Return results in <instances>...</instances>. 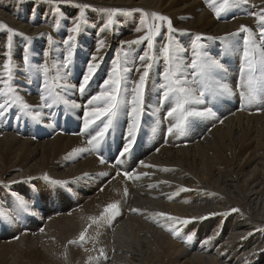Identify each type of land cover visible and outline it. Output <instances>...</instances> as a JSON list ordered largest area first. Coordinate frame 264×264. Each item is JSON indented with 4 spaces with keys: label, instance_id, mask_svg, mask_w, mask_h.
Masks as SVG:
<instances>
[{
    "label": "bare ground",
    "instance_id": "bare-ground-1",
    "mask_svg": "<svg viewBox=\"0 0 264 264\" xmlns=\"http://www.w3.org/2000/svg\"><path fill=\"white\" fill-rule=\"evenodd\" d=\"M75 1L96 9L84 12L87 23L77 35V48L81 49L78 54L75 52L74 71L69 82L79 83L99 39L105 40V48L100 53L103 62L85 95L75 88L62 93L70 105L79 107H75L78 113L75 121L60 131H56L51 122L54 119L52 110L60 111L59 106L39 109L46 114L39 124L30 119L20 120L17 117L19 109L15 107L0 119V211L6 216L9 214L10 199H13L11 212L21 209L13 195L29 204L34 199L31 195L34 191L42 193L40 210L35 213L29 206L26 209L31 227L22 225L23 218L16 224L10 219V229L0 237V264H264V110H259L264 109V102L243 106L237 87L241 82L243 37L246 35L239 33V29L241 25L247 26L258 36L257 16L252 14L257 10L261 12L264 0H239L237 6L230 7L219 19L206 0ZM258 1H261L260 5ZM220 2L216 0L217 5ZM35 4L28 1L18 4L11 0L0 4V17L8 28H15L30 37H40L25 39L17 37L19 33L15 34L11 47L13 84L34 108L40 103V94L28 86L30 82L23 57L27 54L30 63L37 65L45 61L43 52L47 49L50 52L48 62L59 63L66 52L63 40L69 35L67 29L80 11L69 6L62 7V13L57 14L46 9L43 3L38 4V8ZM115 7L124 11H136L135 8L140 7L148 13L169 17L176 30L173 38L185 49L182 55L188 62L192 59V42L196 36H201L203 39L198 43L202 44V51L210 53L226 69L219 78L229 84L233 94L223 99L209 98L214 106L210 103L196 106H212L217 112L218 109L221 111L220 101L225 104L219 118H194L190 132L192 136L194 133L192 139H186L188 131L182 136H166L170 122L164 117L171 105H161L158 100L161 63L160 69L150 72L131 156L117 164L119 153L116 152L125 142L128 125L125 109L116 124L120 134L114 130L107 134L108 142L103 149L106 162L101 164L94 153L80 151L87 147L89 137L81 134L87 100L81 101L79 95L89 98L99 91L115 54L120 50L129 51L126 45L121 49V39L132 40L142 35L133 30L138 20L136 15H132L133 18L117 16L112 30L100 33L105 21L100 10ZM33 12L37 14L35 17ZM60 14L64 15L63 23L56 27ZM44 22L50 25H43ZM32 23L40 25L33 26ZM8 35L7 29H0V76L4 75L2 65L7 59L4 52L8 50L5 47ZM157 41L158 48L164 42L163 37H157ZM145 45L146 42L130 46L127 67L131 69L128 73L131 80L138 79L136 66ZM228 48L231 51L225 54ZM234 59L237 64L232 66ZM38 90L40 92V88ZM14 119L30 122L28 126L37 129L34 133H30V129L22 131L16 127ZM64 129L70 134H63ZM110 149L114 153L110 154ZM139 161L152 167H142ZM133 162L137 166L131 167ZM117 171H132L140 175V179L125 180L123 175H117ZM45 176L49 179L45 180ZM29 186L33 189L29 190ZM181 187L187 191H179ZM109 203L119 205V214L114 219L95 223L88 219L99 217ZM132 208L140 211L134 213ZM233 208L238 211L231 212ZM159 209L181 220L196 219L186 225L170 221L155 215L160 213ZM36 229L38 232L32 237L47 240L40 248L31 235H26ZM85 229L92 250L70 247L69 254L64 252L62 243ZM172 230L177 232L175 238ZM208 237L211 240L204 244ZM25 241H28L26 247L18 251L7 250Z\"/></svg>",
    "mask_w": 264,
    "mask_h": 264
},
{
    "label": "snow or ice",
    "instance_id": "snow-or-ice-1",
    "mask_svg": "<svg viewBox=\"0 0 264 264\" xmlns=\"http://www.w3.org/2000/svg\"><path fill=\"white\" fill-rule=\"evenodd\" d=\"M212 13L216 18H220L222 13L230 7L238 5L239 0H221L217 5L216 0H206ZM247 2V0H244ZM88 5H83L80 13L75 17L70 28L67 29L69 35L63 40L66 52L59 63H49V50L43 52L45 61L43 63L33 65L30 63L27 54L24 55L23 61L28 68L29 74L36 75L40 79V103L35 108L29 105L23 97L18 93L13 84L12 63H11V47L13 30L8 28L9 33L7 43L5 45L7 51L4 52L5 59L2 69L3 76H0V119L5 118L12 108H18L23 116L30 118L37 124L45 117V113L39 109H51L54 106H70L79 107L76 104H69L62 93H67L75 88L84 95L87 93L95 74L103 62L100 55L105 48V40L97 41L96 50L91 54L86 63V69L83 71L78 84L69 82V78L74 71V55L77 48V35L81 33L83 26L87 23L84 19L83 9H87ZM106 19L100 27V33L111 31L118 14L125 16L132 15L131 11H124L116 8L104 9ZM142 11V10H138ZM257 16L258 36L255 35L247 26L241 25L239 33H246L243 37L242 48V64H241V82L237 85L243 106H248L260 102H264V9ZM151 20V23H149ZM140 27L135 29L136 32H144V35L138 36L135 40L123 41L121 49L124 45L129 46V51H118L111 61V67L107 77L99 85V91L89 95L83 109V126L81 134L89 137L86 140L87 147L80 149L81 152H91L98 155L100 163L106 162L102 155V149L107 141L106 136L115 128L122 112L127 109L128 125L125 142L119 150L117 164L123 159L130 157L137 139V130L140 128V117L143 112L144 98L147 82L150 72L153 69L158 71L160 83L158 86V100L161 105H171L168 108L164 119L170 122L167 129L169 135L182 136L189 131L194 123V118L213 119L216 112L213 107L198 108L199 105H207L211 103V99H219L221 97L231 96L233 89L223 79L219 78L220 73L226 71L220 61L214 58L210 53L202 51V44L198 43L203 38L196 36L192 42V59L190 62L182 55L185 49L173 38L176 31L173 28L172 21L169 17L152 12H143L139 21ZM166 27V31H164ZM236 35V34H232ZM157 37H163L162 46L158 45ZM142 54L139 55V64L136 66L138 79L131 80L128 73L131 71L127 67L131 45L145 44ZM52 44V38L49 36V45ZM27 52V49L25 50ZM231 48L226 49V54ZM141 68L143 69L141 71ZM59 89V91H58ZM264 110V109H259ZM222 122V121H221ZM159 151V149H157ZM142 167H152L139 161ZM163 171H169L163 169ZM117 175H123L125 180H139L140 175L134 174L132 171H117ZM143 175H148L144 173ZM45 180L49 178L44 177ZM15 183V181H14ZM52 183L62 184V181H52ZM167 183V182H165ZM149 187H153L149 185ZM179 191H187L181 187ZM127 189H125V195ZM171 199V197H169ZM18 204L25 210L28 202L18 198ZM132 212H139V209L132 208ZM238 209H231V212H237ZM119 214L118 203L107 204L99 217H89L94 223L97 221H110ZM155 215L167 217L170 221L188 224L195 220V217L181 220L179 217H173L166 213H156ZM215 215V214H210ZM207 217H200L206 219ZM43 231V229H41ZM87 229L79 235V241H85V233ZM175 238L177 232L172 230ZM189 240L191 237L188 238ZM211 237L206 238L203 243L208 244ZM69 244L76 241H69ZM101 255L103 251L101 250Z\"/></svg>",
    "mask_w": 264,
    "mask_h": 264
},
{
    "label": "rangeland",
    "instance_id": "rangeland-1",
    "mask_svg": "<svg viewBox=\"0 0 264 264\" xmlns=\"http://www.w3.org/2000/svg\"><path fill=\"white\" fill-rule=\"evenodd\" d=\"M11 1H13L14 3H18V4H20V3H27V1L28 2H30L31 4L33 3V4H35L36 6L35 7H39V5L41 4V3H43V4H45V7H46V9H48V10H51V11H53L54 13L56 12L57 14L58 13H62V11L63 10H61V8L62 7H72V8H76V10H80L81 11V8H82V6L83 5H85L84 3H77L75 0H11ZM47 2V3H46ZM260 3H261V1H258V5H260ZM0 4H5V0H0ZM39 4V5H38ZM86 5H88V4H86ZM5 7H8L7 5H4ZM89 6V5H88ZM81 7V8H80ZM93 6H89L87 9H96L95 7H93ZM116 9H120V10H123V9H121V8H117V7H115ZM71 9V8H70ZM87 9H83V12H86L87 11ZM142 10L143 12H147L144 8H140L139 7V9L138 8H135V10L136 11H134V10H129V9H126L127 11H131V12H134V14H132L133 16L134 15H136L138 18V20H136L137 22V24H139L138 22L140 21V19H139V17L142 15V11H139L138 12V10ZM259 9V8H258ZM262 9H264V8H261V10ZM125 10V11H126ZM80 11H79V13H80ZM258 12H257V14L260 12L259 10H257ZM36 12V11H35ZM35 12H33L32 13V15L35 17L36 15H34L35 14ZM100 12H101V14H100ZM100 12H99V14H100V16L101 17H103V19H106V14H105V12L103 11V9L102 10H100ZM136 12H138L137 14H136ZM160 14V13H159ZM132 15H130V16H132ZM58 16V18L56 19V23H55V26L57 27V26H61L62 25V23H63V19H62V17H64V15H62V14H60V17H59V15H57ZM117 16H119V17H127V16H125V15H123V14H118ZM133 16L131 17V18H133ZM141 18V17H140ZM18 19H21V18H19L18 17ZM21 20H23V19H21ZM86 20V19H85ZM24 22H26L25 20H24ZM149 23H151V21L149 20ZM33 24V26H37L38 24L40 25V23H32ZM137 24H135V26H134V28H133V30H135L137 27H140V25L138 26ZM43 25H46V26H48V25H50V23L49 22H44V24ZM137 26V27H136ZM255 26H257V25H255ZM0 29H8V25L6 24V22H4V20L2 19V17H0ZM56 29V28H55ZM13 30V33H14V35L15 34H17L18 35V33H19V35L17 36V37H19V38H22V37H24L25 39H28V38H33L34 40L35 39H38V38H40L39 36H35V35H33V36H29V35H27V34H24V33H21L19 30H15V28H13L12 29ZM18 31V32H17ZM136 32V31H135ZM138 33H140V32H138ZM141 34L142 35H144V32L142 33L141 32ZM13 35V36H14ZM38 37V38H37ZM136 38H132V40H135ZM123 41H125V40H123V39H121V43L123 42ZM126 41H128V40H126ZM126 46H128V45H126ZM81 48H76V50H75V52H76V54H78V51L80 50ZM226 54V53H225ZM229 57H230V55H229ZM82 58H84L83 56H82ZM237 64V61H236V59H234L233 60V62H232V66H235ZM76 74V73H75ZM26 75H27V77H28V79H29V82H30V84L28 85L30 88H32L35 92H37V93H39L40 94V92H39V85H40V79H38L37 78V76L36 75H32V74H29V71H28V68L26 67ZM85 95V94H84ZM79 99L81 100V101H86L87 99H88V97L87 98H83V96H80L79 95ZM210 105H212V106H214V104H211L210 103ZM212 106H210V107H212ZM220 107H221V111H219V109H218V111L216 112V118H219L220 116H221V113H222V110H223V108L225 107V104H224V102L223 101H220V105H219ZM60 107V111H53L52 110V112L54 113V119H51V120H53V121H51L52 122V125H53V127H54V129L56 130V131H60V129L61 128H64L65 126H68L69 124H71V122H74L75 121V119L78 117V113H76V108H71V107H69V106H63V105H60L59 106ZM59 109V108H58ZM15 111V110H14ZM12 115V117H14V115L13 114H11ZM60 116V117H59ZM17 117L20 119V120H22V119H24V120H29L30 118H28V117H26V116H23L21 113H20V111H18L17 112ZM11 119V118H10ZM63 119V120H62ZM12 120V119H11ZM15 120V124H16V127L17 128H21L22 129V131H27V129H30L31 130V132L30 133H34L33 131L35 130V129H37L35 126H34V130H33V128L31 129L28 125H29V123L30 122H24V123H22V122H20V121H18V120H16V119H14ZM31 120V119H30ZM28 123V124H27ZM29 127V128H28ZM193 127V126H192ZM192 127H191V129H190V131H188L187 133H188V135H186V137H187V139L190 137V136H192V134L190 133V132H192L193 131V129H192ZM113 130L115 131V132H117V133H119L120 134V132H119V130H118V128L115 126V128L114 129H112L111 131H110V133L111 132H113ZM62 132H64L63 134H70V133H68V129H64V130H62ZM61 132V133H62ZM190 133V134H189ZM24 136H26V135H24ZM193 136H194V133H193ZM85 138H88L87 136H84ZM109 138V135H107L106 136V141L108 142V138ZM84 138V139H85ZM119 139H120V136L118 137ZM191 138V137H190ZM192 139V138H191ZM104 149V148H103ZM103 149H102V155H103V153H104V151H103ZM111 150V149H110ZM112 151V150H111ZM112 153H114V151H112V152H110V154H112ZM116 153H119V152H116ZM96 155V154H95ZM96 156H98V155H96ZM134 164V165H133ZM135 166H137L136 164H135V162H133L132 163V165H131V167H135ZM30 188L31 189H33L32 188V186H29V190H30ZM40 192V193H39ZM38 192V194L34 191L31 195H32V198H34L33 200H30L29 201V204H28V206L30 207V209L31 210H33L35 213H37V211H39L40 210V201H41V199H42V193H41V191H39ZM13 195V194H12ZM13 198L14 199H18L15 195H13ZM36 200V201H35ZM13 201V199H10V201H9V206H10V208H8V215L6 216L5 214H3L1 211H0V237L1 236H3L2 234H3V232L4 231H8L9 229H10V227H11V225H12V222L14 221V223L16 224L17 222H21L23 219V221H22V225L23 226H29V227H31V223L29 222V219H28V211L27 210H25L24 209V212L25 213H21V212H19L18 210H13V212H11L12 211V205H10L11 204V202ZM30 205H32V206H30ZM39 205V206H38ZM36 207V208H35ZM55 208V207H54ZM6 210V209H5ZM10 210V211H9ZM15 211H17V212H15ZM159 212L161 213H165V212H167V211H165V210H163V209H159ZM5 213H7V211H5ZM13 214V215H12ZM15 214V215H14ZM22 216V217H21ZM24 216V217H23ZM35 216V215H34ZM25 217H26V221H25ZM166 217V216H165ZM23 218V219H22ZM10 219L12 220V222L4 229V228H2V225H3V223L4 222H10ZM21 219V220H20ZM36 220H38V218H36ZM27 223V225H26V223ZM25 223V224H24ZM19 224H21V223H19ZM38 229H40V228H38ZM37 231V229L36 230H33V231H31L30 233H28V234H26V235H31L30 237H32V236H34V234L35 233H37L36 232ZM80 231V230H79ZM80 235V232H78L77 234H75L74 236H72V237H70V238H68L67 240H65V242H63L62 243V246L64 247V252H66L67 254H69V251L67 252V250L71 247V248H75V250H81V248L83 249V248H86V250L88 251V250H92V248L90 247V241L88 240V238L86 237L85 238V241L84 242H80L77 238H79V235ZM36 235V234H35ZM78 235V236H77ZM33 239H35L37 242H36V246L38 247V248H40V245H41V247H42V243H43V245H44V243L45 242H47V240H46V238L44 239V240H40V239H36L35 237H32ZM1 239H4V238H1ZM69 239H71V240H69ZM72 239H74V240H72ZM46 240V241H45ZM69 241H76V243H73L74 245H72L71 244V246H70V244L69 243H67V242H69ZM78 243H80V244H78ZM83 243H85V244H83ZM87 243V244H86ZM89 243V244H88ZM28 244V241H25L24 243H22V244H20V245H13V246H11V247H9V248H7V250L8 251H11V250H16V251H18V250H20L21 248H23V247H26V245ZM69 244V245H68ZM76 244L78 245V246H76ZM199 243H197V245H198ZM85 245H87V246H85ZM196 245V246H197ZM83 246V247H82ZM96 248H97V246H96ZM96 248H94L93 247V250L94 249H96ZM63 252V253H64Z\"/></svg>",
    "mask_w": 264,
    "mask_h": 264
}]
</instances>
